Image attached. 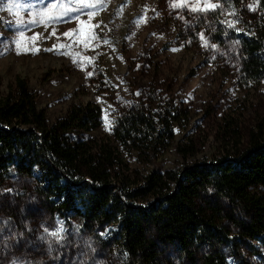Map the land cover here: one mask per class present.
I'll list each match as a JSON object with an SVG mask.
<instances>
[{
    "label": "rangeland",
    "instance_id": "1",
    "mask_svg": "<svg viewBox=\"0 0 264 264\" xmlns=\"http://www.w3.org/2000/svg\"><path fill=\"white\" fill-rule=\"evenodd\" d=\"M256 6L253 0L238 6L227 0H0V90L24 79L51 123L92 102L102 110L92 131L98 138L111 135L132 110L176 105L190 121L176 127L175 142L192 138L198 157L211 155L227 119L242 135L264 120V78L243 72L241 38L254 27ZM128 158L142 172L182 161L174 144L156 162ZM44 184L22 176L0 188V264L127 263L117 222L93 226L60 212ZM60 229L57 239L52 233ZM242 241L226 251L228 264H264V241ZM162 250L177 263L200 264L174 245Z\"/></svg>",
    "mask_w": 264,
    "mask_h": 264
},
{
    "label": "trees",
    "instance_id": "2",
    "mask_svg": "<svg viewBox=\"0 0 264 264\" xmlns=\"http://www.w3.org/2000/svg\"><path fill=\"white\" fill-rule=\"evenodd\" d=\"M253 1L254 27L241 38L243 72L259 81L264 0ZM101 121V108L88 102L51 123L17 78L8 92L0 90V188L10 178L39 177L60 212L93 226L117 222L126 264H181L166 258L162 245L176 246L192 262L228 264L226 251L243 239L264 241V120L242 135L227 119L220 146L204 157L192 138L175 142L176 127L190 121L176 105L132 110L104 138L92 134ZM173 144L182 158L174 167L142 172L129 162H156Z\"/></svg>",
    "mask_w": 264,
    "mask_h": 264
},
{
    "label": "snow or ice",
    "instance_id": "3",
    "mask_svg": "<svg viewBox=\"0 0 264 264\" xmlns=\"http://www.w3.org/2000/svg\"><path fill=\"white\" fill-rule=\"evenodd\" d=\"M68 3H70V4L73 3V0H68ZM11 7H17V5H16V4H12ZM19 7L23 8L24 5H23V4H20ZM29 7H31V6H29ZM52 7H53V8H56L57 6H56V5H53ZM60 10H61L65 15H69V16L71 15L70 12L64 10L63 8H61ZM79 11H83V8H81ZM39 14L42 15V13H39ZM24 26H25V25H21V27H24ZM77 31H79V30H77ZM66 35H71V32L66 33ZM105 43H108V41H105ZM62 230H63V229H60L59 231L53 232L52 235L55 236L57 239H60V231H62ZM45 231H47V230H45Z\"/></svg>",
    "mask_w": 264,
    "mask_h": 264
}]
</instances>
